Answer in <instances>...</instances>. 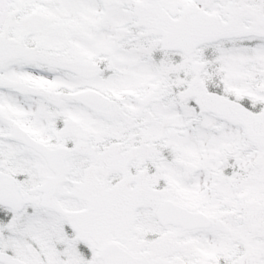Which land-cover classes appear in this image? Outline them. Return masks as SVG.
<instances>
[{"label":"snow or ice","instance_id":"1","mask_svg":"<svg viewBox=\"0 0 264 264\" xmlns=\"http://www.w3.org/2000/svg\"><path fill=\"white\" fill-rule=\"evenodd\" d=\"M0 264H264V0H0Z\"/></svg>","mask_w":264,"mask_h":264}]
</instances>
